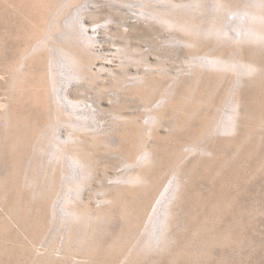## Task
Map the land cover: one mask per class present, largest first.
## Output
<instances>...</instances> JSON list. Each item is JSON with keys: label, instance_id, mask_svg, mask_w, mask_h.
I'll return each mask as SVG.
<instances>
[{"label": "bare ground", "instance_id": "bare-ground-1", "mask_svg": "<svg viewBox=\"0 0 264 264\" xmlns=\"http://www.w3.org/2000/svg\"><path fill=\"white\" fill-rule=\"evenodd\" d=\"M41 1L32 0L31 5ZM72 1L59 0L56 9ZM110 1L114 11L124 7L137 14L139 26L144 23L154 31L149 36L150 47L144 51L139 46L131 47L124 23L113 28L115 37L121 40L114 42L118 70L110 66L93 70L99 31L91 35L86 31L82 17L87 8L79 10L83 12L64 26L58 19L44 24V37L29 46L14 67L0 72L6 95V100L0 102V166H8L6 177L28 176L26 186L30 188L36 185V178L42 179L30 191L38 199L52 196L49 221L54 236L63 241L59 259L65 264H94L93 256L99 250L111 255L139 214L129 206L130 198L146 195L165 176L171 181L152 215L146 214L135 231V243L127 256L142 258L170 243L175 236L167 231L177 221L175 200L199 162L207 161L204 156H212L208 162L217 158L227 143L219 135L236 132L234 141L238 146L249 142L255 127L264 128V0ZM163 33L168 35L166 45L157 43ZM180 50L185 68L164 85L161 79L172 74L166 60L177 57ZM150 55L158 59L151 61ZM131 66L140 70L130 74ZM85 87L95 90L89 108L81 96ZM221 87L222 97L216 96ZM109 93L110 110L105 105L110 114L108 123L100 118L98 123H90L95 115L106 112L101 101ZM132 100L141 106L136 114L124 112ZM27 101L42 107L40 125L25 112ZM195 122L201 128L199 135L188 136L184 151L177 150L172 145L174 134L190 130ZM31 127L36 136L28 143L24 133ZM160 127L169 129V138L163 143L150 141L159 135ZM112 136L117 141L113 142ZM25 143L29 146L22 155L18 149L23 152ZM4 149L10 160L5 165ZM117 151L124 170L111 179L115 185L101 186V202L92 206L83 198V191L91 186L101 164L96 154ZM191 154L196 159L187 165ZM69 169L73 174L67 177ZM3 180L7 179L0 176L2 191ZM114 212L124 219L125 227L102 244ZM78 254L82 262L73 260ZM53 256L48 258L51 262L58 259Z\"/></svg>", "mask_w": 264, "mask_h": 264}, {"label": "rangeland", "instance_id": "rangeland-1", "mask_svg": "<svg viewBox=\"0 0 264 264\" xmlns=\"http://www.w3.org/2000/svg\"><path fill=\"white\" fill-rule=\"evenodd\" d=\"M72 2L61 5L60 10L56 9L58 5H55L59 3V0H56V3L55 0H42L35 6L31 5L32 0H0V72H3L4 68L14 67L27 48L36 43L39 38L44 37L42 35L44 24H50L53 20L58 19L64 26L72 19H76L87 8V13L82 17L86 31L89 35L93 31H99L96 34L97 42L94 45L96 56L91 62L93 70L99 71L102 66H110L118 70L117 47L114 42L121 43V40H118L113 32L117 24L124 23L123 25L128 29L132 48L139 46L140 49L146 51L150 47L149 36L154 31L147 24L143 23L139 26L136 22L137 14L124 7L119 9L120 11H114L115 5L110 0H76V3L73 2L74 4ZM81 9L83 10L79 11ZM122 17L123 20H121ZM106 25H110L111 29H105ZM161 36L160 40L157 39V43L166 45L168 35L163 33ZM182 56L184 54L180 50L177 57L166 60V68L170 69L169 72L172 74H169L171 77L166 75L161 79L164 85L171 82L173 75L185 68ZM150 58L151 61L158 59L157 56L152 55ZM139 70L140 68L129 67L130 74ZM1 82L0 102H4L6 95ZM106 82L108 83L107 80ZM222 91V87L219 88L216 91V96L221 95L222 97ZM84 92L81 93V96L85 101H88L85 105L89 108L92 101L95 100V90L92 87H85ZM110 95L112 94L109 93L108 97H103L101 101L105 111L108 110L106 108L110 110L111 107ZM27 102L26 108H24L25 112H28L32 122L36 121L35 124L40 125L42 107L31 101ZM131 102L127 104L124 112L136 114L141 106L137 101L135 103V100ZM109 115L106 111L104 114L95 115L96 119L88 118V120H91L90 123L93 121L98 123L96 120L100 118L105 120L104 124H106L110 119ZM32 118L37 120L33 121ZM198 124L195 122L190 130L185 129L186 131L175 133V141L172 142V145L177 147V150L184 151L183 147L188 142V136L199 135L201 128ZM32 127L29 130L26 129L24 133L25 137L29 138L26 137L28 143L36 136ZM254 129L252 137L249 139L251 142L238 144V146L234 141L237 136L236 132L219 135L222 141L225 139L227 145L222 147L214 161L208 162L212 156L207 155L203 158L207 160L205 164L199 162L193 175L186 181L179 198L175 200L177 221L167 231L175 236L170 243L149 251L142 258L127 256V252L134 246L135 233L143 223L146 214L152 215L160 196L171 181L169 177L165 176L146 195H140L141 198L138 197V199L130 198L129 203L132 202L129 206L139 212L138 216L134 217L136 219L132 218L134 220L129 224V228L132 230L124 234L126 236H122L120 241L123 243H119L116 250L112 251V254L110 253L111 255H104L100 250V252H95L93 257L96 261L94 264H98V261H102L103 264H264V128L259 126ZM0 131L3 134L1 125ZM159 132V135L150 141L163 143L169 138L170 133H168L167 127H160ZM112 138L113 142L117 141L115 136ZM226 139L228 140L226 141ZM229 139H232L235 144H232L233 141L231 142ZM0 140H2V136ZM28 143L23 144V152L20 148L18 149L22 155L29 146ZM4 151L2 161L5 165L10 160L6 149ZM118 153L119 151L114 154H96L101 164L98 166L97 175L91 181V186L83 191V198L89 200L92 206H98L101 202L102 194L99 191L101 186L115 185L111 179L124 170ZM187 158V165H189L195 161L196 156L191 154ZM6 167L8 166H0V176L7 179L3 180L5 183H2L3 191L0 189L2 191H0V264H65V262L62 263V259H59L63 252V241L61 243L60 236H54L49 221L48 214L52 196L45 195L39 200L37 196L36 198L32 195L33 188L39 185L42 179L39 177L40 181H37L39 179L36 178L34 181L36 185L31 187V192V188L26 186L29 180L28 176L19 174L6 177L4 174ZM69 170L67 177L73 174L72 169ZM134 221L136 222L134 223ZM124 222V219L114 212L112 219L107 224L109 234L101 239L102 244H106L112 239L111 237L124 229ZM49 256L58 257V259L51 262L48 259ZM73 260L82 262L79 254Z\"/></svg>", "mask_w": 264, "mask_h": 264}]
</instances>
